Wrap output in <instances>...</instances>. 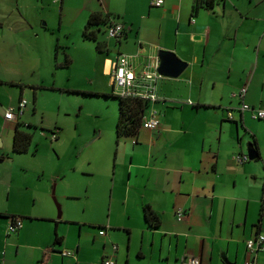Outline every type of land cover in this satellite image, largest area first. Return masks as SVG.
Wrapping results in <instances>:
<instances>
[{
	"label": "crops",
	"instance_id": "0c3cea01",
	"mask_svg": "<svg viewBox=\"0 0 264 264\" xmlns=\"http://www.w3.org/2000/svg\"><path fill=\"white\" fill-rule=\"evenodd\" d=\"M150 1L98 0L88 14L117 16L113 21L125 30L119 40L103 37L99 72L107 89L96 92L112 90L109 74L117 55H135L137 69L158 59L160 50L186 62L178 77L157 80L159 100L145 111H157L156 130L139 127L116 138L95 124L91 134L70 135L55 124L50 132L56 139L48 131L50 142L41 153L44 137L33 150L32 140L37 132L46 136V129L25 119L39 112L35 99H26L15 119L4 117L25 86L14 87L19 95L11 106L0 103V163H12L0 171V214L8 215H0V264H101L108 257L114 264H191L188 257L199 264H247L245 241L262 229L264 215V119L240 112L236 94L246 85L243 100L264 108V0H213L197 9L196 0H163L161 6ZM53 2L62 6L63 0ZM42 3L0 0L4 67L24 61L20 70L32 72L30 38L39 37L32 16ZM14 11L18 18L12 21ZM8 49L19 50L23 59H6ZM33 59L39 61L34 70L45 69V57ZM17 123L31 133L23 153L12 151ZM248 144H256L257 157L234 161L235 154L247 155ZM10 215L21 220L13 232L7 230ZM252 257L264 264V248Z\"/></svg>",
	"mask_w": 264,
	"mask_h": 264
},
{
	"label": "rangeland",
	"instance_id": "374dc122",
	"mask_svg": "<svg viewBox=\"0 0 264 264\" xmlns=\"http://www.w3.org/2000/svg\"><path fill=\"white\" fill-rule=\"evenodd\" d=\"M97 1L63 0L60 6L53 0H43V9L32 16L35 23L34 31L39 33L38 38H30L32 49L28 53V60L30 59L28 64L31 65L32 72L20 70L19 65H22L24 61H19L16 65L11 64L9 68L0 64V75L9 79H22L23 82L17 83L25 86L23 98L28 101L30 99L31 102L35 99L37 102L39 112L33 115L26 114L25 119L34 125L42 126L46 129L44 133L47 135L40 136L38 132L35 133L32 150L35 146L37 147L36 140L44 137L39 151L46 152L43 146L46 142H50L48 131L55 128V124L69 135L77 134V132L83 134L85 131L91 134L94 124L99 126L105 135H109L112 131L115 132L114 123L118 116V101L116 98L103 95L107 92H96V88L107 89L106 80L99 72L100 61L104 53H98L95 41L84 39L82 36V29L89 15L88 9L93 4L96 5ZM27 14L31 17L30 12ZM8 18L12 21L16 20L18 14L14 11ZM97 37L103 39L101 30L97 32ZM64 53L71 59L69 66L61 65ZM36 54L45 57L42 61L44 64H40L45 67L44 70L41 66L40 69H33L39 62L33 59ZM13 55L23 59L19 50L14 53L8 49L4 53L6 59L10 60ZM14 87L17 86L0 87V103L3 106H11L10 101L17 99L19 91ZM111 91L113 92L109 88L108 93H112ZM10 166L12 163L8 160L1 162L0 171H8Z\"/></svg>",
	"mask_w": 264,
	"mask_h": 264
},
{
	"label": "built area",
	"instance_id": "2783aa9c",
	"mask_svg": "<svg viewBox=\"0 0 264 264\" xmlns=\"http://www.w3.org/2000/svg\"><path fill=\"white\" fill-rule=\"evenodd\" d=\"M150 4L153 6H161L163 0H151ZM106 35L108 38L117 39L122 32H124V27L122 24L110 20L109 24L105 28ZM135 55L130 54H120L117 55L114 61L111 63L110 79L112 90L115 95L122 98H132L142 100L147 103V106L141 117V123L139 127L146 128L149 130H156L159 125L158 113L155 109H149L146 114L145 111L149 105L153 104L159 100V96L156 90L157 80L162 77L159 72V61L155 59L154 61L144 62L139 69L134 66ZM246 92V85H243L238 93L236 94L241 100L238 106L240 112L250 111L251 117L254 119H264V108H256L246 103L243 97ZM26 106V100L20 98L17 106L14 108H8L5 111L4 117L7 120H13L16 116L23 113ZM226 118L233 120V114L231 110L226 111ZM51 140L56 139V134L50 132ZM232 159L236 162L247 161V155H233ZM178 219L182 213L177 211ZM21 225V220L19 218H9L7 230L13 232L17 230ZM260 229L254 236L248 238L245 241V247L247 252L246 263L247 264H257L253 254H256L258 250L264 248V215L260 219ZM98 234L100 236L105 234L104 229H99ZM70 251H63L62 255H69ZM188 262L191 264H199L200 260L196 257H188ZM101 264H114L111 258H104Z\"/></svg>",
	"mask_w": 264,
	"mask_h": 264
},
{
	"label": "trees",
	"instance_id": "16d2710c",
	"mask_svg": "<svg viewBox=\"0 0 264 264\" xmlns=\"http://www.w3.org/2000/svg\"><path fill=\"white\" fill-rule=\"evenodd\" d=\"M213 2V0H196L194 8L197 9L199 6H208ZM111 18V14H104L102 15L100 12H92L88 15L86 23L82 29V36L84 39H89L95 41V47L99 52H104V49L106 47V39L108 38L106 35L105 28L109 24ZM117 16H112L111 20L116 19ZM101 30L103 33V36L105 38L99 39L97 37V32ZM125 31L121 33V35L116 39H122L124 38ZM63 62L62 66H69L71 63L70 57L64 53L63 54ZM0 84H9L18 86L21 89V86H23L20 83H13V82H5L0 80ZM71 92H80L78 90H70ZM88 94H98L96 92H83ZM105 96H110L113 98H116L118 101V116L117 121L115 124V134L116 138L120 135H132L135 134L140 126L141 123V117L143 115V112L147 106V103L138 100V99H132V98H122L120 96H117L113 93H104ZM18 123L16 125V128L14 129L13 134V146L12 151L16 153H23L28 150V147L31 143V133L20 130L18 128ZM50 132V130H49ZM250 146L257 150L256 144H250ZM2 159V157H0ZM1 216H8L7 214H0ZM15 218L16 216L10 215L9 218ZM145 217L151 222V225L157 224V218L150 214V217L148 214L145 215ZM58 238H55V244L58 243Z\"/></svg>",
	"mask_w": 264,
	"mask_h": 264
},
{
	"label": "water",
	"instance_id": "95a60500",
	"mask_svg": "<svg viewBox=\"0 0 264 264\" xmlns=\"http://www.w3.org/2000/svg\"><path fill=\"white\" fill-rule=\"evenodd\" d=\"M159 61V72L162 76L178 77L186 67V62L179 59L173 52L160 50L157 53ZM248 160H253L257 157V153L252 147H246Z\"/></svg>",
	"mask_w": 264,
	"mask_h": 264
}]
</instances>
